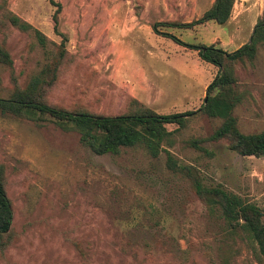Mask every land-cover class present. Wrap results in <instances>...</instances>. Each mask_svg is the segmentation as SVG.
Here are the masks:
<instances>
[{
  "label": "rangeland",
  "instance_id": "1",
  "mask_svg": "<svg viewBox=\"0 0 264 264\" xmlns=\"http://www.w3.org/2000/svg\"><path fill=\"white\" fill-rule=\"evenodd\" d=\"M213 1L53 0L60 5L58 35L50 0H0V45L12 60L11 67L0 63V98L26 88L63 55L53 85L44 88L51 107L100 116L196 112L218 68L151 27L191 23ZM263 10L264 0H234L223 26L158 29L231 53L250 42ZM12 16L44 35V46L13 26ZM234 71L243 96L233 111L237 128L262 133L264 43L252 64ZM221 123L197 112L183 128L167 127L173 138L163 147L195 168L205 187L256 205L264 223V157H243L226 140L212 141ZM0 165L13 209L0 264H264L245 232L205 206L186 176L167 169L164 152L98 156L48 117L0 115Z\"/></svg>",
  "mask_w": 264,
  "mask_h": 264
},
{
  "label": "trees",
  "instance_id": "2",
  "mask_svg": "<svg viewBox=\"0 0 264 264\" xmlns=\"http://www.w3.org/2000/svg\"><path fill=\"white\" fill-rule=\"evenodd\" d=\"M50 3L58 8L52 17L54 31L57 33L60 5L55 4L53 0H50ZM233 4L234 0H215L199 19L191 23H156L151 27L154 34L161 35L178 46L195 51L203 62L218 68V74L207 87L203 104L196 112L159 115L151 110L141 109L126 115L100 116L51 107L43 102V93L44 88L51 87L56 79V73L63 59V55H60L57 61H52L38 76L32 78L26 88L15 87L8 99L0 98V115L30 118L31 115L37 114L48 117L62 131L77 133L80 144L98 156H117L124 149L134 148H142L153 158H157L161 152H164L167 169L186 176L191 182L194 194L202 203L209 209H219L224 221L230 227L245 232L256 245L259 256L264 260L262 211L256 205L245 202L222 188L205 187L195 168L179 164L163 147L170 144L173 138V131H168V126L183 128L189 117L199 112L210 119L222 121L211 136L212 141L226 140L228 149L243 157H264V132L242 134L233 116L234 109L243 101L242 94L235 88L234 66L254 62L258 45L264 43V10L253 28L250 42L231 53L213 45L185 43L168 32L161 33L158 29L159 27L192 29L209 22L223 26L231 17ZM10 22L22 32L33 33L37 42L44 46L46 38L38 30L15 16L10 18ZM62 38L64 43L65 38ZM63 53L61 51V54ZM0 63L7 67L12 66L9 53L1 45ZM192 145L197 147L198 142L195 141ZM12 226L13 209L5 191L4 168L0 165V248L5 247L4 238L12 231Z\"/></svg>",
  "mask_w": 264,
  "mask_h": 264
},
{
  "label": "crops",
  "instance_id": "3",
  "mask_svg": "<svg viewBox=\"0 0 264 264\" xmlns=\"http://www.w3.org/2000/svg\"><path fill=\"white\" fill-rule=\"evenodd\" d=\"M213 2H214V1H213ZM213 2H212V3H213ZM194 3H195V4H196V3H198V5H200V1H196V2H194ZM212 3H211V4H212ZM168 33H170V34L174 35V34H173V33H171V32H168ZM174 36H175V35H174Z\"/></svg>",
  "mask_w": 264,
  "mask_h": 264
}]
</instances>
